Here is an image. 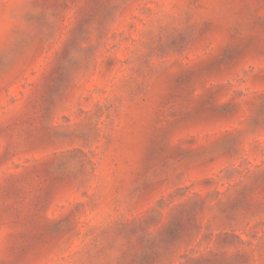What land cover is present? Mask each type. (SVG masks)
I'll list each match as a JSON object with an SVG mask.
<instances>
[{
  "label": "rangeland",
  "instance_id": "374dc122",
  "mask_svg": "<svg viewBox=\"0 0 264 264\" xmlns=\"http://www.w3.org/2000/svg\"><path fill=\"white\" fill-rule=\"evenodd\" d=\"M0 264H264V0H0Z\"/></svg>",
  "mask_w": 264,
  "mask_h": 264
}]
</instances>
